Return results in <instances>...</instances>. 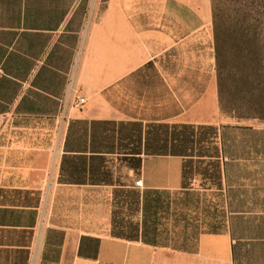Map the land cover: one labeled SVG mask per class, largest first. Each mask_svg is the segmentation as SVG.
<instances>
[{
  "label": "crops",
  "instance_id": "obj_1",
  "mask_svg": "<svg viewBox=\"0 0 264 264\" xmlns=\"http://www.w3.org/2000/svg\"><path fill=\"white\" fill-rule=\"evenodd\" d=\"M0 264H264L213 0H0Z\"/></svg>",
  "mask_w": 264,
  "mask_h": 264
},
{
  "label": "rangeland",
  "instance_id": "obj_2",
  "mask_svg": "<svg viewBox=\"0 0 264 264\" xmlns=\"http://www.w3.org/2000/svg\"><path fill=\"white\" fill-rule=\"evenodd\" d=\"M221 34V117L264 122V0H213Z\"/></svg>",
  "mask_w": 264,
  "mask_h": 264
},
{
  "label": "trees",
  "instance_id": "obj_3",
  "mask_svg": "<svg viewBox=\"0 0 264 264\" xmlns=\"http://www.w3.org/2000/svg\"><path fill=\"white\" fill-rule=\"evenodd\" d=\"M213 28H214V36H215V50H216V58H217V67H218V79H219V94L220 101L223 95V84H222V52H221V34L220 27L218 25V14L215 3L213 2Z\"/></svg>",
  "mask_w": 264,
  "mask_h": 264
},
{
  "label": "built area",
  "instance_id": "obj_4",
  "mask_svg": "<svg viewBox=\"0 0 264 264\" xmlns=\"http://www.w3.org/2000/svg\"><path fill=\"white\" fill-rule=\"evenodd\" d=\"M84 104H85V99H84V98H80V99H79V105L83 106ZM135 185H136L137 187H139V188H142L143 185H144L143 180H139V181H137Z\"/></svg>",
  "mask_w": 264,
  "mask_h": 264
}]
</instances>
